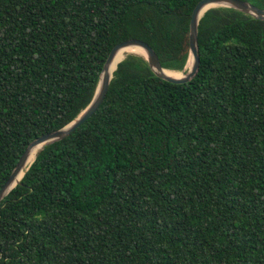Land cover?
I'll list each match as a JSON object with an SVG mask.
<instances>
[{
  "label": "trees",
  "instance_id": "1",
  "mask_svg": "<svg viewBox=\"0 0 264 264\" xmlns=\"http://www.w3.org/2000/svg\"><path fill=\"white\" fill-rule=\"evenodd\" d=\"M199 1L0 0V188L88 106L116 45L183 72ZM197 29L193 80L128 54L37 152L0 202V264H264V22L213 8Z\"/></svg>",
  "mask_w": 264,
  "mask_h": 264
},
{
  "label": "water",
  "instance_id": "2",
  "mask_svg": "<svg viewBox=\"0 0 264 264\" xmlns=\"http://www.w3.org/2000/svg\"><path fill=\"white\" fill-rule=\"evenodd\" d=\"M213 8H230L236 11H239L245 15L251 16L256 20L264 22V10H260L250 4L249 2L241 1V0H201L199 1L196 6L194 7L189 22V33H188V47H189V56L186 63L185 68L189 65V70L185 76L180 78H172L167 76L164 72L166 71L160 66L159 60L157 55L155 54L154 50L146 43L138 40V39H130L124 41L118 45H116L110 52L103 68L99 76L98 84L96 87V91L91 102L88 106L68 125L63 127L60 130L55 132L46 134L41 136L34 141H32L28 147L26 148L23 155L20 157L18 163L16 164L15 168L13 169L10 177L8 180L3 184L0 188V202L4 199V197L19 183L22 179L20 178L19 181L16 182L19 175L21 174L22 170L26 166L29 157L33 150L39 148V151L42 150L44 147L53 144L55 142H59L64 138L68 137L72 134L79 126H81L84 122H86L101 106L105 95L107 93L109 82L112 78V74H109L110 67L113 61L116 59L118 54L125 49L128 48H136L140 49L144 55H139L135 53H130L133 55H138L143 57L150 70L153 74L171 84H186L194 79L197 74L199 68V56H198V43H197V28H198V21L204 15L206 11ZM124 59V58H123ZM121 59L119 62H121ZM118 62V63H119ZM117 63V64H118ZM117 66V65H116ZM184 68V70H185ZM116 70V67L114 71ZM113 71V72H114ZM176 72V71H174ZM34 161V160H33ZM33 163V162H32ZM31 163V164H32ZM30 164V165H31ZM28 166V168L30 167ZM26 169V171L28 170ZM25 171V172H26ZM24 175V174H23ZM16 182V183H15Z\"/></svg>",
  "mask_w": 264,
  "mask_h": 264
},
{
  "label": "bare ground",
  "instance_id": "3",
  "mask_svg": "<svg viewBox=\"0 0 264 264\" xmlns=\"http://www.w3.org/2000/svg\"><path fill=\"white\" fill-rule=\"evenodd\" d=\"M130 53H135V54H139V55H144V53L140 50V49H136V48H128V49H125V50H122L118 56L116 57V59L113 61L111 67H110V71H109V74L111 75L117 65V63L123 59L125 56H127L128 54ZM189 65L185 68V70L183 72H174V71H170V70H166L164 73L169 76V77H172V78H180V77H183L185 76V74H187L188 70H189ZM39 151V148L35 149L32 151L30 157H29V160L26 164V166L24 167V169L22 170L21 174L19 175L18 179L16 180L19 181L20 178L23 176V174L25 173L26 169L28 168V166L33 162L37 152ZM15 182V183H16Z\"/></svg>",
  "mask_w": 264,
  "mask_h": 264
}]
</instances>
